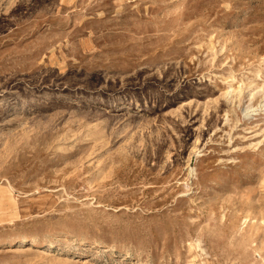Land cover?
I'll list each match as a JSON object with an SVG mask.
<instances>
[{
	"label": "rangeland",
	"instance_id": "rangeland-1",
	"mask_svg": "<svg viewBox=\"0 0 264 264\" xmlns=\"http://www.w3.org/2000/svg\"><path fill=\"white\" fill-rule=\"evenodd\" d=\"M263 100L264 0H0V264H264Z\"/></svg>",
	"mask_w": 264,
	"mask_h": 264
},
{
	"label": "bare ground",
	"instance_id": "bare-ground-1",
	"mask_svg": "<svg viewBox=\"0 0 264 264\" xmlns=\"http://www.w3.org/2000/svg\"><path fill=\"white\" fill-rule=\"evenodd\" d=\"M264 106V100H263V103H262V105L260 104V107H263ZM251 108V107H250ZM246 110H247V108H245ZM249 109V108H248ZM254 110V109H253ZM255 110H257V109H255ZM41 251H44V250H41Z\"/></svg>",
	"mask_w": 264,
	"mask_h": 264
}]
</instances>
